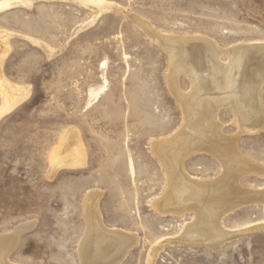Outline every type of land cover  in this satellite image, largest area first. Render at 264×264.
I'll use <instances>...</instances> for the list:
<instances>
[{
    "label": "rangeland",
    "instance_id": "rangeland-1",
    "mask_svg": "<svg viewBox=\"0 0 264 264\" xmlns=\"http://www.w3.org/2000/svg\"><path fill=\"white\" fill-rule=\"evenodd\" d=\"M102 1L27 0L0 10V108L6 95L25 96L0 116V242L8 264H82L91 202L103 227L132 239L110 264H264V203L222 208L224 234L211 243L182 235L191 212L163 216L153 205L168 184L152 144L177 134L183 120L166 85V55L134 21L163 36L212 40L226 52L264 43V0ZM177 80L188 92L184 76ZM261 104L264 111V87ZM231 117L217 112L222 134L237 135L242 157L264 171V126L237 134ZM70 129L85 164L49 175V157ZM216 158L191 153L182 169L210 183L225 171ZM239 183L264 190L258 173Z\"/></svg>",
    "mask_w": 264,
    "mask_h": 264
},
{
    "label": "bare ground",
    "instance_id": "bare-ground-1",
    "mask_svg": "<svg viewBox=\"0 0 264 264\" xmlns=\"http://www.w3.org/2000/svg\"><path fill=\"white\" fill-rule=\"evenodd\" d=\"M76 1L99 6L103 4L102 0ZM26 2L27 0H4L0 2V10L12 4ZM134 21L166 55V85L180 107L183 120L177 134L152 144L153 153L158 156L165 169L168 184L163 198L153 205L163 216L165 213L182 215L185 210L191 212L192 223L185 225L182 235L186 239L197 236L206 240V237H209L211 243L224 234L220 227L222 208L239 206L244 202L264 203V190L251 193L242 189L239 183L240 176L246 172L258 173L264 177V171L257 169V166L242 157L235 143L237 135L234 138L225 137L222 134L223 125L217 118V112L221 108L229 110L232 113L233 125L238 129L237 134L255 133L263 128L261 91L264 87V43L239 44L225 52L212 40L203 37L173 38L166 34L163 36L158 34L150 23L138 18ZM223 53L225 61L221 59ZM180 75L188 82L186 93L178 86L177 79ZM11 89L13 90L12 86ZM102 91L103 88L91 91L90 96L97 98ZM24 97V94L19 92L6 95L0 108V116ZM195 152L210 153L217 157L225 170L223 174L220 173L222 176L210 183H201L189 178L181 163L185 156ZM84 153V147L75 129L63 133L59 146L49 157V175H54L64 166L82 167L85 164ZM130 170L133 171L131 167ZM94 204L91 202V205L86 206L85 216L89 227L85 241L81 249H78L81 263L110 264L115 258L126 253L127 245L131 244L129 242L132 239L125 233L103 227ZM6 253V247L0 242V264H8Z\"/></svg>",
    "mask_w": 264,
    "mask_h": 264
}]
</instances>
